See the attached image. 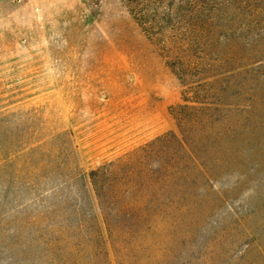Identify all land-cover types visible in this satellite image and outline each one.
Listing matches in <instances>:
<instances>
[{
  "label": "rangeland",
  "instance_id": "1",
  "mask_svg": "<svg viewBox=\"0 0 264 264\" xmlns=\"http://www.w3.org/2000/svg\"><path fill=\"white\" fill-rule=\"evenodd\" d=\"M220 1L231 25L264 37V0ZM261 42L239 61L255 65L244 89L222 94L248 107L242 176L217 185L223 204L117 219L88 209L89 174L180 135L182 84L121 0H0V264H264Z\"/></svg>",
  "mask_w": 264,
  "mask_h": 264
},
{
  "label": "trees",
  "instance_id": "2",
  "mask_svg": "<svg viewBox=\"0 0 264 264\" xmlns=\"http://www.w3.org/2000/svg\"><path fill=\"white\" fill-rule=\"evenodd\" d=\"M121 1L184 88L183 103L171 108L180 135L164 134L130 158L91 171L95 202L92 199L88 209L117 219L152 218L161 223L199 209L215 210L226 197L217 185L242 176L247 140L243 114L248 107L242 101L227 103L222 94L244 89L245 83H237L250 72L247 66L255 65L239 61L259 53L264 37L252 34L257 26L240 31L231 25L228 2ZM260 2L243 0L238 5ZM236 96H241L240 90ZM231 221V226L244 227L242 219L232 216Z\"/></svg>",
  "mask_w": 264,
  "mask_h": 264
}]
</instances>
